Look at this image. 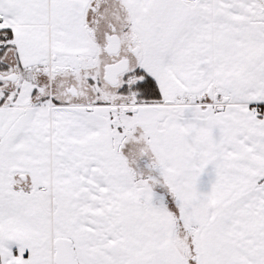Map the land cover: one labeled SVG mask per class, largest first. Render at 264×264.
<instances>
[{
    "label": "snow or ice",
    "instance_id": "1",
    "mask_svg": "<svg viewBox=\"0 0 264 264\" xmlns=\"http://www.w3.org/2000/svg\"><path fill=\"white\" fill-rule=\"evenodd\" d=\"M0 264H264V0H0Z\"/></svg>",
    "mask_w": 264,
    "mask_h": 264
}]
</instances>
